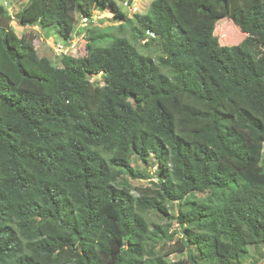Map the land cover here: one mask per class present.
<instances>
[{
  "label": "trees",
  "instance_id": "16d2710c",
  "mask_svg": "<svg viewBox=\"0 0 264 264\" xmlns=\"http://www.w3.org/2000/svg\"><path fill=\"white\" fill-rule=\"evenodd\" d=\"M26 1L20 26L63 40L76 14L111 8L117 31L132 24L116 0ZM225 19L248 35L240 44L220 43ZM1 20L0 264H177L153 244L169 230L146 217L172 219L175 203L191 264L264 249V0H154L134 20L162 43L159 62L98 33L59 67L0 3ZM135 158L158 170L136 173ZM124 175L151 186L135 196Z\"/></svg>",
  "mask_w": 264,
  "mask_h": 264
},
{
  "label": "rangeland",
  "instance_id": "374dc122",
  "mask_svg": "<svg viewBox=\"0 0 264 264\" xmlns=\"http://www.w3.org/2000/svg\"><path fill=\"white\" fill-rule=\"evenodd\" d=\"M122 1L123 0H116V3L126 17L132 21V24L129 22L125 24L123 34L115 28L123 21H119L114 17L111 8H107L104 12L97 10L94 18H91V23L85 29L80 26L81 17L76 14V29L73 36L76 38L80 35H84L83 42L81 41L83 49L80 51L79 57H87V37L102 33L106 34L107 38L106 42L101 44V46H105L107 42L111 41L112 36L118 37L124 35L142 54L149 55L154 60L159 62L161 57H165V50L162 43L157 38L153 40H151L148 36L143 38L137 33V31H135L136 22L134 20V15H131L121 7ZM153 1L154 0H140V5L145 6V9L148 11L149 6ZM26 2V0H8V4L6 5L4 0H0V3L9 11L11 25L14 27L17 35L32 36L34 38V45L39 56H45L49 58L54 65L61 67V59L55 56L52 49V47L56 44L63 42V38L59 34L58 29L47 28L43 30L40 28L41 30H39L34 29V27L23 28L20 26L18 22V14ZM6 24H8L6 20L0 21V25ZM216 36L219 38L222 45L232 46L240 44L248 35L241 34V30L230 19H225L217 24ZM162 69L165 73L170 71L169 66H164ZM95 79H99L101 84L104 83L102 76L97 78L95 77ZM156 166L157 165L153 160H151V164L148 166L141 163L138 158H135L133 161V167L138 174L153 176L155 171L158 170V166ZM120 184L128 185L131 189H133L132 194L135 196H138V189L151 186L150 180L135 179L128 175H124L120 179ZM205 197L206 195L197 194L195 198L202 200ZM169 208L172 219L164 217L153 211L146 214L151 229H153L154 225L157 224L167 228L169 230V236H172L171 238H162L163 236L160 234V238H158L153 244H157L158 251H160L161 255H167L165 259L168 261L175 262L177 264H191L188 259L187 250L181 252L176 250L178 247L177 242L182 238L180 226L175 220L178 215L179 204H172ZM248 251V254L245 256V264H264V249H256L254 246H251ZM194 253L196 254L195 248Z\"/></svg>",
  "mask_w": 264,
  "mask_h": 264
},
{
  "label": "built area",
  "instance_id": "2783aa9c",
  "mask_svg": "<svg viewBox=\"0 0 264 264\" xmlns=\"http://www.w3.org/2000/svg\"><path fill=\"white\" fill-rule=\"evenodd\" d=\"M4 2L6 5L8 4V0H4ZM121 7L134 16L143 15L147 12L145 6L140 5V0H123ZM90 23L91 20L88 17H82L80 21V26L85 29ZM146 34L150 39L156 38L155 34L152 32H147ZM83 36L84 35H80L76 38L72 36L71 39L63 40V42L53 46L52 49L55 53V56L60 59L64 57L78 58L80 51L83 49V46L81 44V41L83 42Z\"/></svg>",
  "mask_w": 264,
  "mask_h": 264
},
{
  "label": "crops",
  "instance_id": "0c3cea01",
  "mask_svg": "<svg viewBox=\"0 0 264 264\" xmlns=\"http://www.w3.org/2000/svg\"><path fill=\"white\" fill-rule=\"evenodd\" d=\"M28 28H30V27H28ZM34 29H39V30H41L40 28H38V27H34Z\"/></svg>",
  "mask_w": 264,
  "mask_h": 264
}]
</instances>
